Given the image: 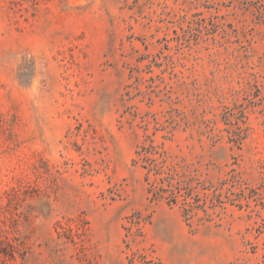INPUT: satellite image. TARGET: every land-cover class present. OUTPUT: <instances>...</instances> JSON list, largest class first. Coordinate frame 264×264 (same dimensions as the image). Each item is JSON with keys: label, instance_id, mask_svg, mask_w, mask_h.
I'll return each mask as SVG.
<instances>
[{"label": "rangeland", "instance_id": "1", "mask_svg": "<svg viewBox=\"0 0 264 264\" xmlns=\"http://www.w3.org/2000/svg\"><path fill=\"white\" fill-rule=\"evenodd\" d=\"M133 256L264 264V0H0V264Z\"/></svg>", "mask_w": 264, "mask_h": 264}, {"label": "trees", "instance_id": "2", "mask_svg": "<svg viewBox=\"0 0 264 264\" xmlns=\"http://www.w3.org/2000/svg\"><path fill=\"white\" fill-rule=\"evenodd\" d=\"M136 154L140 156L141 167L146 171L145 180L149 181L153 177L148 188L153 200H165L167 204L175 205L178 197H181L183 214L188 219L196 209L205 211V202L201 203L200 197L194 194V188L177 175L174 167L166 165V152L161 151L152 140H149L147 145L141 146ZM138 258V263L135 261V256L129 259V263L150 264L144 261V257Z\"/></svg>", "mask_w": 264, "mask_h": 264}]
</instances>
